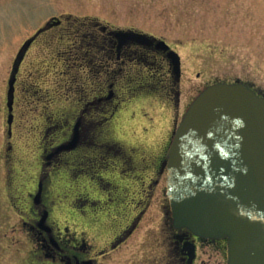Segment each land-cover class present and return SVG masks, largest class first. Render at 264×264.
<instances>
[{
    "label": "rangeland",
    "instance_id": "obj_1",
    "mask_svg": "<svg viewBox=\"0 0 264 264\" xmlns=\"http://www.w3.org/2000/svg\"><path fill=\"white\" fill-rule=\"evenodd\" d=\"M51 20H60L62 26L39 33ZM80 23H97L115 31L133 30L163 40L181 59L178 103L171 99L173 95L169 98L163 93L164 79L168 85L164 70L131 64L117 85L123 102L118 108L115 102L112 115L99 112L97 119L108 120L103 122V133L97 131V144L121 147L123 152L117 158L123 156L129 161L128 170L151 167L168 152L185 112L206 87L239 81L264 95V0H0V264H62L37 253L39 242L24 223L31 217L29 193L36 194L43 172L50 174L47 180L44 178L50 225L57 235L69 238L72 247L77 240L85 243L86 256L94 258L95 264H152L158 254L152 244L164 230L167 174L151 198L143 196V219L133 235L117 250L101 256V250L109 246L112 231L121 221L122 227L126 226L127 216H133V207L127 210L128 215L123 210L121 218L116 210L108 214L106 209L100 211L116 195L115 186L125 187V182L115 178L119 164L114 165L106 156L101 159L104 147L91 144L71 153L67 157L70 162L98 157L82 165L89 167L90 180L93 178L92 185L82 186L77 181L83 178L78 180L68 169L79 168L80 160H74L75 166L61 167L54 163L53 152L48 156L41 151L42 146L56 151L72 141L60 143L58 138L65 119L81 107L79 96L72 90L76 78L82 80L75 64ZM34 37L16 77L10 129L8 83L19 53ZM143 82L151 89L138 86ZM122 86L128 87L127 93H120ZM57 124L61 128L54 127ZM77 124L81 133V120ZM87 127L89 133L84 131L82 136L90 142L87 135L91 137V125L86 121L84 129ZM74 150L58 154L64 152V157ZM125 175L131 178L141 173H122ZM134 185L132 181L126 184L130 199ZM93 198H108V203L83 202L79 209V200Z\"/></svg>",
    "mask_w": 264,
    "mask_h": 264
},
{
    "label": "water",
    "instance_id": "obj_2",
    "mask_svg": "<svg viewBox=\"0 0 264 264\" xmlns=\"http://www.w3.org/2000/svg\"><path fill=\"white\" fill-rule=\"evenodd\" d=\"M115 35L119 46L129 41L150 46L156 41L180 78V56L165 41L135 31ZM34 39L23 46L8 83L10 129L16 76ZM79 141L77 124L72 141L55 153L70 151ZM164 166L175 228L226 240L227 264H264V96L242 82L206 87L174 132ZM39 196L40 191L36 201Z\"/></svg>",
    "mask_w": 264,
    "mask_h": 264
},
{
    "label": "flooded vegetation",
    "instance_id": "obj_3",
    "mask_svg": "<svg viewBox=\"0 0 264 264\" xmlns=\"http://www.w3.org/2000/svg\"><path fill=\"white\" fill-rule=\"evenodd\" d=\"M61 26L62 22L60 20L51 21L48 23L43 33ZM77 28L76 32H81V34L78 36V43L80 45L77 47V50L79 51L76 52L75 64L77 65L76 70L78 69V73L82 76V80L76 78L75 85L72 90L79 96V99L81 100V107L75 114H72L70 118H67V120L65 119L62 125L63 130L61 131L58 140L60 143H66L69 139L71 140L75 131V126L80 120L82 122L80 133L81 139L74 152H69L70 154L66 153V156L64 157H62L64 152L61 154H54L55 149L53 147L49 150L50 147L42 146L41 151L42 153L46 152L47 155L48 153L53 152L51 155L54 156L52 157L54 159V163L57 162V166L60 165L61 167L74 165L75 161L80 160L79 163L76 162L77 165L80 166L79 168L72 167L68 169L71 172H75V178L78 177V180L79 178H83L82 182L77 181L82 184V186L84 184L92 185L91 180L93 179L91 178L90 180L88 172L89 167L83 168L82 165H88V163L93 162L94 158L98 157L96 155V157H93L92 159L88 157L78 160L73 159V161L70 162L71 159L69 160L67 157L68 155H72L71 153L78 152L83 146L87 147L91 144V147H104L103 150L105 151L102 150L100 154L101 159L106 156L114 165L117 166V164H119L118 168L115 169V172H117V177L115 178H119V182H125V187L119 189L118 185L115 186L116 195L114 194L115 196L112 197V200L109 199L108 206H102L100 211H104L106 209V214H108V212L112 213L116 210L115 214L119 212L121 218L124 216L123 210L127 212V210L133 207V216L129 219L127 212L128 223L126 226L122 227L123 222L121 221V224L119 225L120 227L117 228V230L112 231L114 233H112L113 235L109 242V246L106 249H102L100 252V255L102 256L108 254L109 251L117 250L125 244V242L128 241L134 231L138 228V225L143 219V213L141 212L142 215L140 213V208L143 204V196L145 195L151 198L153 191L160 185L164 174L166 176L167 171L164 168V163L166 161L167 151L159 157L157 163L152 162L150 165L151 167L136 168L135 170L130 168V170H128L129 167H127V164L129 161H127L123 156L122 159L117 158L118 154H122L123 152L121 147L117 148L97 144L96 140L99 136L97 135V131H102L103 133L102 128L105 124L103 122L108 120L107 117H103L104 120L97 119L99 112H102L103 114H108L109 112L113 113V109H115V102L118 101L116 106L117 108L119 104L123 102L120 100L117 85L119 77H121L126 71L130 70L129 66L131 64L138 66L144 65L145 67L153 66L155 70H164L167 75L166 80L168 85L164 79L165 87L163 88V93H165L169 98L173 95L171 99H174L176 103H178L180 95L177 90L180 79H177V76L174 73L173 65L169 60L167 53L156 47V41H154L150 46L133 41L126 42L122 46H119V40L115 35V32L117 31L111 27L97 23H80ZM149 58H154V61L149 60ZM159 60H161V62H159ZM149 62H152L153 65H149ZM82 70L84 71L82 72ZM127 79L128 77L124 78V80ZM143 83H139L140 85L138 84V86L148 89L150 88L148 83ZM126 90L128 91V87L122 86L120 88V93L123 92V94H125L127 93ZM88 96L89 99H85ZM86 121L91 125V137L89 138L87 135V139H89L90 142L92 141L91 143L87 141L85 142V139L82 136L84 131L89 133L90 130L88 128L90 126L84 129ZM54 127L61 128L60 124H57V126ZM112 159H117L119 161L113 162ZM58 161H60V163H58ZM90 165L94 166V164ZM136 171H138L139 174L141 173V175H132L131 178L127 177L130 175H125L124 177L122 176V173L126 172L127 174H134ZM46 175L47 173H41V177L38 180L36 191V194L40 191L38 201L35 199L36 194L29 193L30 198L32 197V203L28 208V214H30L31 217L29 221L24 220V223L30 227L29 230L39 242L37 253L39 252L41 257H45L46 259L52 261V263L58 261L62 264H95L94 258H87L86 256L88 251L85 243L82 244L80 240H77L76 246L73 245L72 247V244L69 245V238L57 235V232H55L52 225H50L49 220L51 211L50 206L45 201L46 186L44 185V178L46 177L47 180L50 174L48 176ZM130 181L135 184L134 187L136 188L135 191H133L134 196L131 199L128 197L126 188V184ZM164 196L166 202L164 205V230L162 232V237H154V244H152L154 246L153 251L158 249V254L154 257L152 264H227V241L221 239H204L195 235L186 228H175L170 223L171 211L170 204L166 196V190H164ZM93 200H79V202L81 201L79 209L82 205H85L83 202L88 203V205L95 204L100 201L104 202L106 205L108 203L106 202L108 198L104 200L93 198ZM41 221L42 226H40ZM161 251L163 252L161 253Z\"/></svg>",
    "mask_w": 264,
    "mask_h": 264
}]
</instances>
